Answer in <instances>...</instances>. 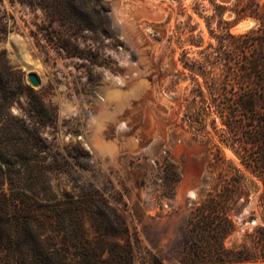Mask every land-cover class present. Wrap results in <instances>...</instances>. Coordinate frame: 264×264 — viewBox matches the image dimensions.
<instances>
[{
  "label": "rangeland",
  "instance_id": "1",
  "mask_svg": "<svg viewBox=\"0 0 264 264\" xmlns=\"http://www.w3.org/2000/svg\"><path fill=\"white\" fill-rule=\"evenodd\" d=\"M86 5L90 16L102 9L107 28L81 29L52 3L0 0V200L26 197L49 216L60 204L75 240L72 202L99 193L124 218L135 264H184L194 209L245 175L230 209L237 229L225 240L240 244L261 223L264 185L227 143L221 110L240 90L228 33L250 30L236 29L242 20L256 26L249 13L264 12V0ZM82 205L87 217L92 205ZM8 254L3 264H13ZM82 258L73 246L65 260Z\"/></svg>",
  "mask_w": 264,
  "mask_h": 264
},
{
  "label": "trees",
  "instance_id": "2",
  "mask_svg": "<svg viewBox=\"0 0 264 264\" xmlns=\"http://www.w3.org/2000/svg\"><path fill=\"white\" fill-rule=\"evenodd\" d=\"M28 2L42 7L52 3L60 16L81 29L92 28L94 22L100 27H108L101 8L94 9V15L90 16L87 0ZM249 15L257 20L255 27L239 34L228 33L233 54L239 55L237 77L240 90L234 102L228 98L221 116L226 124L225 131L230 135L227 143L232 140L229 146L245 168L264 185V12L252 11ZM3 30L6 32L7 28L2 27ZM212 102H216L214 96ZM234 141H237L236 147ZM240 179L230 178L222 194H212L194 209L189 220L191 228L184 241V251L189 254L188 259L183 260L184 264H264V190L258 203L261 223L253 231H247L240 244L231 247L225 244L237 229L230 209L237 191H243L245 175ZM86 197L90 200L83 202L81 196L79 201L72 202L75 240L65 232L60 204L51 210L53 215L49 216L39 212L38 206L34 207L35 203L26 197L0 200V252L8 248L6 259L12 260L13 264H135V248L124 218L99 193L91 192ZM82 203L92 205L87 217L81 212ZM88 221L97 232L99 241L90 238V230L86 227ZM55 222L57 226H54ZM73 246L80 248L83 254L77 263L65 260ZM105 250L111 256L102 259ZM4 259L0 257V264Z\"/></svg>",
  "mask_w": 264,
  "mask_h": 264
},
{
  "label": "water",
  "instance_id": "3",
  "mask_svg": "<svg viewBox=\"0 0 264 264\" xmlns=\"http://www.w3.org/2000/svg\"><path fill=\"white\" fill-rule=\"evenodd\" d=\"M255 26V22L252 20H242L237 22L236 29L237 30H247L251 29ZM29 80L32 85L39 86L40 85V79L36 73H30L29 74Z\"/></svg>",
  "mask_w": 264,
  "mask_h": 264
},
{
  "label": "bare ground",
  "instance_id": "4",
  "mask_svg": "<svg viewBox=\"0 0 264 264\" xmlns=\"http://www.w3.org/2000/svg\"><path fill=\"white\" fill-rule=\"evenodd\" d=\"M117 12V10L115 11V12H113V13H116ZM118 17V16H117ZM120 21V20H119ZM118 21V22H119ZM122 22V21H121ZM18 55H19V57H20V59L27 65V66H29V67H31V65L33 64L31 61H30V59H29V56L26 54V52H25V48L21 45L20 46V49H19V52H18ZM114 147H115V145H114Z\"/></svg>",
  "mask_w": 264,
  "mask_h": 264
}]
</instances>
